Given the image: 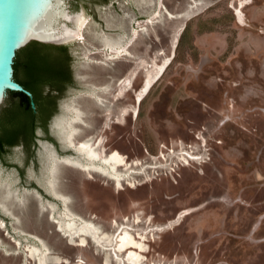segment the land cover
<instances>
[{
  "label": "rangeland",
  "instance_id": "rangeland-1",
  "mask_svg": "<svg viewBox=\"0 0 264 264\" xmlns=\"http://www.w3.org/2000/svg\"><path fill=\"white\" fill-rule=\"evenodd\" d=\"M67 7L88 17L84 38L52 44L69 55L73 82L46 126L37 125L35 144L0 151V202L13 213L0 209L7 223L0 264H37L23 253L36 243L64 264L103 263L92 240L73 246L59 230L65 204L45 185L51 172L42 141L61 157L74 151L51 127L65 103L82 111L76 143L100 137L108 153L117 149L139 164L126 175L137 184L117 188L108 176L60 163L56 189L78 221L111 236L130 228L145 245L143 264H264V0H67ZM104 35L124 37L127 52L108 57ZM170 55L138 102L147 77ZM136 69L121 96L120 81ZM15 100L8 92L3 108ZM181 214L174 227L159 229Z\"/></svg>",
  "mask_w": 264,
  "mask_h": 264
},
{
  "label": "bare ground",
  "instance_id": "bare-ground-1",
  "mask_svg": "<svg viewBox=\"0 0 264 264\" xmlns=\"http://www.w3.org/2000/svg\"><path fill=\"white\" fill-rule=\"evenodd\" d=\"M87 23L88 17L84 12L70 13L65 0H40L16 32V36L19 41L23 37H36L43 40L65 43L78 38H84V29L87 27ZM132 36L136 38L138 32L134 30ZM176 37L178 38L179 34ZM101 41L107 49L111 50V54H107L108 57L118 58L127 52L126 47L122 45L124 37L112 38L104 35L101 37ZM173 43L174 47H176V40ZM171 57L170 55L165 58L164 62L156 67L154 74L147 77L145 84H143L137 94L138 102L142 101L144 95L164 75L171 64ZM136 76L137 69L131 71L127 77L120 81L121 96H124L125 93L131 90L133 79ZM2 94L3 86L0 84V100ZM64 111L62 115H59L55 119L53 127L64 147L73 148L78 155L61 157L58 155V151H56L53 144L42 143L47 170L51 172L50 177L46 179L45 185L52 195L61 199L65 204V211H62L59 214V219H57L59 230L68 238L69 243L73 246L86 248L90 244V240H92L104 253L102 264H112V262L116 264H143L145 257L142 253L145 251V245L133 235L130 228L120 226L117 228L115 234L111 236L102 232L101 228L93 221H78L68 207L69 197L56 189L55 173L62 162L84 170L91 177H93L94 172L108 176L114 180L117 188H122L124 181H127L126 183L131 187L137 184L135 180L131 178L127 179V176H131L130 170H135H132L133 165H139L129 162L126 155L117 149L108 153L107 149L102 147L103 140L100 137L95 138V136H91L76 143L74 140L80 132L77 123L83 120L82 111H79L77 107L70 104L65 106ZM122 167L124 169H121ZM8 192V196L13 194L11 187L8 189ZM15 196L16 194H14ZM48 205L51 207V216H54L55 204L49 203ZM0 209L6 214L12 213L4 202H0ZM182 217L183 214L179 215L178 219L172 220L169 224L159 229L164 230L174 227V225L180 222ZM0 224L2 227L7 225L5 220L1 218ZM13 238L18 244L16 249H21L22 240ZM23 248V253L27 257L28 263L34 261L37 264H64V260L53 256L46 245L42 247L38 246L37 243L27 244ZM77 264H85V261L78 259Z\"/></svg>",
  "mask_w": 264,
  "mask_h": 264
},
{
  "label": "trees",
  "instance_id": "trees-1",
  "mask_svg": "<svg viewBox=\"0 0 264 264\" xmlns=\"http://www.w3.org/2000/svg\"><path fill=\"white\" fill-rule=\"evenodd\" d=\"M14 68L15 78L33 97L22 91L11 92L17 100L0 111L1 152L20 142L29 147L35 144L37 125L46 126L59 96L73 82L69 55L62 47L52 48V44L31 42L18 51Z\"/></svg>",
  "mask_w": 264,
  "mask_h": 264
},
{
  "label": "water",
  "instance_id": "water-1",
  "mask_svg": "<svg viewBox=\"0 0 264 264\" xmlns=\"http://www.w3.org/2000/svg\"><path fill=\"white\" fill-rule=\"evenodd\" d=\"M39 1L40 0H0V84L3 86V94L0 100V111L1 108L5 106L3 104L5 102L8 92L22 91L28 94L30 97H33L32 92L27 90L15 78L14 64L18 51L25 48L28 44L34 41L43 44H63V42L60 43L51 40H43L36 37H23L19 41L18 37L16 36V32L21 27L23 22L26 20L28 15L31 13V11ZM65 1L67 5V0ZM68 11L70 12L69 9ZM75 13H80V11H77ZM67 104L72 103H65L63 105L64 110ZM32 106L36 108L35 101H32ZM58 116L59 115L55 116L52 121L51 127L53 133H56L53 125L55 119ZM45 142L46 141H42V143ZM41 153L44 154L43 144L41 145ZM71 155L77 156L78 154L74 150L73 154ZM46 179L47 178H45V181Z\"/></svg>",
  "mask_w": 264,
  "mask_h": 264
},
{
  "label": "flooded vegetation",
  "instance_id": "flooded-vegetation-1",
  "mask_svg": "<svg viewBox=\"0 0 264 264\" xmlns=\"http://www.w3.org/2000/svg\"><path fill=\"white\" fill-rule=\"evenodd\" d=\"M0 229H2L3 231H6L5 227L0 226ZM8 229L11 230V232H13V234H17L18 232L21 231L20 228H7V230H8ZM8 232H9V231H8ZM10 234H11V233H10ZM15 238H16V237H15ZM18 239H20V237H18ZM12 241H13V243L15 244V247L18 246L16 240H12Z\"/></svg>",
  "mask_w": 264,
  "mask_h": 264
}]
</instances>
